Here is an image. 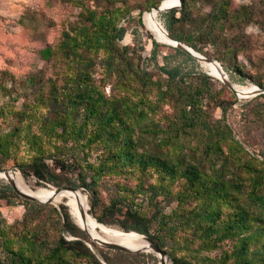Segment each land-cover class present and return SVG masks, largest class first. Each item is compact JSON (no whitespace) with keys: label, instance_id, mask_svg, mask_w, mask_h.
<instances>
[{"label":"trees","instance_id":"trees-1","mask_svg":"<svg viewBox=\"0 0 264 264\" xmlns=\"http://www.w3.org/2000/svg\"><path fill=\"white\" fill-rule=\"evenodd\" d=\"M67 1L81 9L80 22L64 30L57 45L40 51L58 69L46 78L29 77L31 101L0 106V119L13 115V130L0 135V168L13 167L10 161L17 160L19 143L25 140L30 155L17 162L25 177L85 189L99 222L145 234L163 249L171 244V264H264V156L250 154L230 124L211 115L212 102L226 109L227 101L212 91V77L200 73L193 81L184 61L197 58L174 46L159 65L160 44L153 40L151 58L161 71L156 76L135 57V47L122 45L128 28L120 22L132 16L136 1ZM162 1L137 6L140 23L144 11ZM191 1L166 13L167 30L203 54L202 44L217 43L212 38L216 29L247 13L232 8L230 0H215L200 20ZM234 70L243 73L240 66ZM255 83L264 87L263 78ZM0 91H9L4 82ZM137 129H159L165 146H182V137L200 160H187L176 147L173 153L148 152ZM93 151L96 161L89 160ZM108 178L118 179V191L102 206L101 182ZM142 195L146 207L138 200ZM1 200L21 201L27 213L21 226L0 213V264H128L133 255L116 251L112 258L105 253L101 261L87 243L97 244L63 204L61 211L53 208L60 219L53 242L41 219L42 204L21 197L9 183H0ZM172 202L176 206L166 210ZM216 250L221 253L213 256Z\"/></svg>","mask_w":264,"mask_h":264},{"label":"rangeland","instance_id":"rangeland-1","mask_svg":"<svg viewBox=\"0 0 264 264\" xmlns=\"http://www.w3.org/2000/svg\"><path fill=\"white\" fill-rule=\"evenodd\" d=\"M136 1V2H135ZM148 0H132L135 2L134 11L131 17H123L121 25H125L128 31L125 37L121 40L122 45H130L135 47L137 53L135 57L139 59L143 66L147 67L153 74L159 76L161 71L156 65V61L151 58L154 48L153 40H156L159 45V65H163L164 56L170 52H174L170 44L160 42L155 37V34L148 28L145 21V14L150 10H145L142 16V23L139 19V9L137 6H144ZM164 1V0H163ZM231 7L235 9L246 8L247 13L241 21L233 24H226L222 28H218L212 33V38L217 40V43L208 42L202 44L206 57H211L210 60L219 61L228 78L233 85L242 89H251L258 86L255 80L258 78L264 79V0H230ZM191 10L194 16L198 15L201 20L202 15L208 14L215 0H192ZM81 9L67 0H0V84L4 82L9 91H0V106L3 104L19 105L24 101H31L33 98V84L29 77L37 76L38 78L51 75L58 67L53 62H47L41 57L40 51L48 45L55 46L61 39L62 32L73 27L80 22ZM168 11H161L158 14L159 21L167 29ZM245 20V21H244ZM248 20V21H247ZM206 25L207 21H201ZM220 58L221 60L217 59ZM191 79L197 81L200 73H206L212 77V91L215 94L220 93L222 100H227L226 109L217 107L214 102L209 105V110L215 118H224L232 127L233 133L249 151L250 154L256 155L263 159L264 156V97L259 95H248L238 97L221 79H218L208 72L203 62L198 60L184 61ZM235 66H240L243 73L234 70ZM48 75V76H47ZM245 78H242L243 76ZM99 77V76H98ZM39 81V80H38ZM224 85L227 88H224ZM106 92H110L111 85L107 84ZM232 93L236 95L237 101L232 97ZM240 94V93H239ZM241 96L243 94H240ZM165 111H169V107H165ZM162 113L155 116H161ZM10 115L7 118L0 119V135H6L13 130V123ZM161 125L167 126L166 118L161 117ZM36 128V126H34ZM142 137V146L148 152H166L173 153L175 147L181 150L182 154L186 155L187 160L198 161L200 158L194 153L190 147L180 137L183 145L165 146L163 141L164 133L159 129L155 131H141L137 129L136 137ZM184 138L187 139L185 136ZM28 145L25 140H21L18 147L17 160H11L13 164L11 170L19 173L23 178L34 188L54 187L50 183H39L34 176L25 177L17 162L20 159L29 157ZM97 153L92 152L89 160L96 161ZM115 179H105L101 182L100 197L102 206L108 204L112 196L117 194L118 187ZM126 182L130 186H134L135 181L127 179ZM0 183H8L6 180H0ZM80 189L87 198L89 212L91 210L90 198L88 192L83 188ZM139 202H143V206L148 205L146 195L139 197ZM63 202V203H62ZM59 203H39L43 205L41 209V219L47 222L48 238L54 242L58 235V226L60 219L58 218L54 207L61 211L60 205L66 204V201ZM167 204L166 201L163 205ZM176 206V202H172L167 206L166 210ZM100 208V207H99ZM155 210V208H152ZM71 212V211H70ZM0 213L10 224L21 226L24 216L27 213V207L16 200L15 204H8L6 200L0 201ZM90 214H92L90 212ZM120 215L119 213H117ZM93 215V214H92ZM72 216V214H71ZM72 219L74 220L73 216ZM75 222V220H74ZM76 223V222H75ZM77 224V223H76ZM78 225V224H77ZM121 229L116 225H109ZM123 230V229H122ZM89 235V234H88ZM90 236V235H89ZM73 239V236H67ZM93 241V240H92ZM97 247L87 243L91 250L104 262L103 255L108 253L112 258H117L115 250L107 249L99 243ZM174 248L171 244L165 249L171 251ZM178 254L182 252L177 251ZM133 255L127 257L128 264H160L161 259L155 253L147 252H130ZM220 250H216L212 255L220 254ZM172 263V259L168 260V264Z\"/></svg>","mask_w":264,"mask_h":264},{"label":"bare ground","instance_id":"bare-ground-1","mask_svg":"<svg viewBox=\"0 0 264 264\" xmlns=\"http://www.w3.org/2000/svg\"><path fill=\"white\" fill-rule=\"evenodd\" d=\"M178 1L179 0H164L161 5L166 7L176 4ZM161 11L164 10L153 9L147 12L145 14V21L148 28L155 34L157 40L169 44L171 40L168 36L167 30L158 19V14ZM203 65L214 77L218 79H223L225 77L222 72L223 67L218 63L203 62ZM235 87L240 94H243L248 93V91L255 89L257 86H254L251 89ZM0 180H12L22 192L34 196L39 201L59 203L65 200L66 204L70 207L71 214L78 226L85 230L90 237L96 240L114 242L132 250L152 253L149 242L142 234L135 231L126 232L122 229L99 222L96 217L90 214L87 198L81 190H57L54 187L34 189L23 178V176L11 169L0 171ZM155 254L161 259L160 264H168V259L166 257H163L160 253Z\"/></svg>","mask_w":264,"mask_h":264},{"label":"water","instance_id":"water-1","mask_svg":"<svg viewBox=\"0 0 264 264\" xmlns=\"http://www.w3.org/2000/svg\"><path fill=\"white\" fill-rule=\"evenodd\" d=\"M182 2L183 0H179L176 4H173V5H170V6H162L160 5L159 7L157 8H154V9H157V10H164V11H170V10H173V9H179L182 7ZM167 30V29H166ZM167 33H168V36L171 40V42L169 43L170 45L174 46V47H178L180 48L181 50L189 53L190 55H192L193 57L197 58L198 60L202 61V62H214V63H218L219 65L222 66V64L217 61V60H210L208 57L204 56L203 54H201L200 52H198L197 50H195L193 47L183 43V42H180V41H177L175 39H173L171 37V35L169 34L168 30H167ZM223 67V66H222ZM222 72L224 73V78L221 79L238 97H245V96H248V95H259V94H264V87H260V86H257L255 89L253 90H250L248 91V93H243V95L241 96L239 94V92L237 91V88L235 87V85H233V83L231 82V80L228 78V75L226 74L224 68L222 70ZM6 169H1L0 168V171H5ZM8 183L14 188V190L23 198L27 199V200H31V201H34V202H39V203H48L50 201H46V202H43V201H39L37 198H35L34 196H31V195H28L24 192H22L17 186L16 184L12 181V180H9ZM57 190H63V189H67V190H77L78 188H73V187H70V186H67V185H64V186H60V187H57L56 188ZM80 190V189H78ZM141 234V233H140ZM143 236H145V238L147 239V241L149 242V245L151 247V250L153 253H160L163 257H166L168 260L171 258L168 251L166 249H163L161 248V246L159 245V243L157 241H155L153 238L145 235V234H142ZM91 239L97 243H99L100 245L104 246L105 248L107 249H111V250H115V251H124V252H141L140 250H132L128 247H125L123 245H120V244H117V243H114V242H108V241H100V240H96L94 238L91 237Z\"/></svg>","mask_w":264,"mask_h":264}]
</instances>
